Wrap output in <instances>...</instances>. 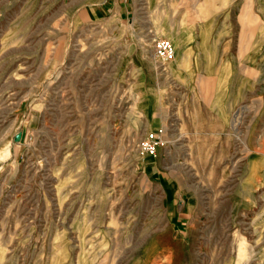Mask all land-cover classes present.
<instances>
[{
	"label": "rangeland",
	"instance_id": "rangeland-1",
	"mask_svg": "<svg viewBox=\"0 0 264 264\" xmlns=\"http://www.w3.org/2000/svg\"><path fill=\"white\" fill-rule=\"evenodd\" d=\"M129 3L0 0V264H264V0Z\"/></svg>",
	"mask_w": 264,
	"mask_h": 264
},
{
	"label": "built area",
	"instance_id": "built-area-1",
	"mask_svg": "<svg viewBox=\"0 0 264 264\" xmlns=\"http://www.w3.org/2000/svg\"><path fill=\"white\" fill-rule=\"evenodd\" d=\"M175 48L172 42L166 38L155 39V55L161 62L169 61L173 58ZM161 129L149 130L142 136L139 143L140 151L149 157H153L158 152L160 145H163Z\"/></svg>",
	"mask_w": 264,
	"mask_h": 264
},
{
	"label": "crops",
	"instance_id": "crops-1",
	"mask_svg": "<svg viewBox=\"0 0 264 264\" xmlns=\"http://www.w3.org/2000/svg\"><path fill=\"white\" fill-rule=\"evenodd\" d=\"M117 2H118V3H122V2H124V7H125V8H128V6H129V4H130V3H129V0H117Z\"/></svg>",
	"mask_w": 264,
	"mask_h": 264
}]
</instances>
